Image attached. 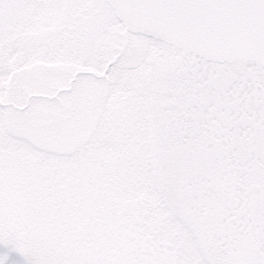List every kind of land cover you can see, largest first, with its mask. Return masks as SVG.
<instances>
[{"label":"snow or ice","instance_id":"1","mask_svg":"<svg viewBox=\"0 0 264 264\" xmlns=\"http://www.w3.org/2000/svg\"><path fill=\"white\" fill-rule=\"evenodd\" d=\"M0 264H264V0H0Z\"/></svg>","mask_w":264,"mask_h":264}]
</instances>
